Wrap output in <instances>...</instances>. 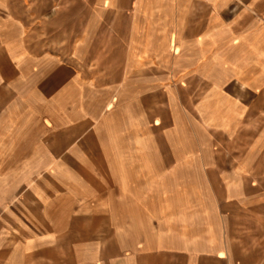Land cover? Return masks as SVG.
I'll use <instances>...</instances> for the list:
<instances>
[{
    "label": "crops",
    "instance_id": "crops-1",
    "mask_svg": "<svg viewBox=\"0 0 264 264\" xmlns=\"http://www.w3.org/2000/svg\"><path fill=\"white\" fill-rule=\"evenodd\" d=\"M263 227L264 0H0V264H250Z\"/></svg>",
    "mask_w": 264,
    "mask_h": 264
},
{
    "label": "rangeland",
    "instance_id": "rangeland-1",
    "mask_svg": "<svg viewBox=\"0 0 264 264\" xmlns=\"http://www.w3.org/2000/svg\"><path fill=\"white\" fill-rule=\"evenodd\" d=\"M58 7V3L57 2H55V5H54V8L56 9ZM263 232H264V227H263ZM264 235V234H263ZM250 243V242H249ZM244 260L245 259H247L248 260V263H250V264H264V255H263V257L261 258V257H257V258H255V257H248V258H243ZM243 259H240V258H238V263L240 262V261H243ZM169 260V262H168V264H173V261H172V259H168ZM251 261V262H250ZM257 261V262H256ZM243 262H240V264H242ZM175 264H178V262L176 261L175 262ZM195 264H226V263H224V262H218L216 259H213V260H209V258H202L201 259V263H199L196 259H195Z\"/></svg>",
    "mask_w": 264,
    "mask_h": 264
}]
</instances>
